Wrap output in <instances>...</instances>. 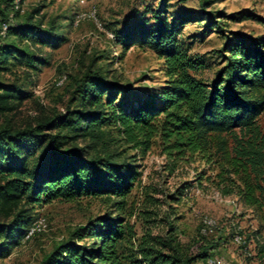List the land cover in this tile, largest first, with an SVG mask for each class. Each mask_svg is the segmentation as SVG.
Masks as SVG:
<instances>
[{
	"label": "trees",
	"instance_id": "1",
	"mask_svg": "<svg viewBox=\"0 0 264 264\" xmlns=\"http://www.w3.org/2000/svg\"><path fill=\"white\" fill-rule=\"evenodd\" d=\"M12 2L0 0V64L12 59L34 67L38 59L17 40L56 46L62 38L53 25L43 27L32 13L6 23ZM18 12L13 11L15 19ZM150 13V18L125 22L117 38L123 50L139 44L163 59L166 85L157 92L158 102L128 103L124 96L117 101L124 87L91 63L74 78L63 111L43 113L21 127L7 119L0 122V258L24 237L36 206L104 198L124 213L141 176L136 161L155 143L172 167L197 154L210 163L216 154L222 194L236 195L253 210L264 207V132L257 123L264 114V37L225 34L218 50L223 64L207 81L197 77L200 63L178 43L184 21L177 25L169 20L164 0ZM237 16L263 21L249 11L229 18ZM214 24L210 19L206 27ZM26 97L18 86L0 84V116L13 112ZM181 191L169 197L178 201ZM144 197L156 208L158 199ZM141 212L146 225L158 214L156 209ZM112 213L75 228L40 264H193L208 257L214 246L195 240L196 250L184 249L168 215L162 219V231L152 233L147 227L138 236L124 215ZM253 234L257 238L259 231ZM255 245L257 258L264 260V243L256 239Z\"/></svg>",
	"mask_w": 264,
	"mask_h": 264
},
{
	"label": "rangeland",
	"instance_id": "2",
	"mask_svg": "<svg viewBox=\"0 0 264 264\" xmlns=\"http://www.w3.org/2000/svg\"><path fill=\"white\" fill-rule=\"evenodd\" d=\"M162 1L13 0L14 9L9 7L6 23H16L32 13L43 27L53 25L62 39L56 46L17 40V45L31 51L38 63L30 67L9 59L8 64H0V84L16 85L27 95L13 112L0 116V122L7 119L14 127H21L33 124L43 113L63 111L74 78L91 63L100 67L109 81L124 87L117 101L124 96L128 103L158 102L157 92L166 85L163 59L139 44L123 50L117 35L124 30L125 22L138 17L150 18V11L158 8ZM206 1L209 0H164V3L170 21L174 19L177 25L184 21L178 43L187 55L200 63L201 67L196 68L197 77L210 81L223 64L218 50L222 48L225 34L233 31L253 38L264 37V0H212L203 6ZM16 9L19 17L15 19L13 11ZM243 11L252 12L263 21L241 16L236 20L229 18ZM181 15L183 17L177 19ZM210 19L215 23L211 29L206 27ZM152 22L149 20V24ZM3 45L0 42V46ZM257 123L263 133L264 114ZM208 162L197 154L172 167L155 143L136 161L141 176L128 196L124 213L116 210L112 199L104 198L53 200L36 206L35 219L29 227L36 231L28 236V229L9 255L0 258V264H40L75 228L108 212L124 215L138 236L147 227L152 233L162 231L165 224L162 219L168 215L166 219L174 221L176 235L184 249L196 250L195 240L213 243L208 257L193 264H209L211 260H220L222 264H264V260L256 256L255 245L256 239L264 243V207L253 210L242 204L236 195H223L219 188L222 182L217 176L220 160L214 154L212 162ZM178 188L182 195L177 194L180 199L176 201L169 195ZM145 194L158 199L156 208L144 202ZM145 209L158 212L153 216L156 220L148 225L141 217V210ZM257 230L259 234L255 238L253 232Z\"/></svg>",
	"mask_w": 264,
	"mask_h": 264
},
{
	"label": "built area",
	"instance_id": "3",
	"mask_svg": "<svg viewBox=\"0 0 264 264\" xmlns=\"http://www.w3.org/2000/svg\"><path fill=\"white\" fill-rule=\"evenodd\" d=\"M35 231L36 229H34L33 227L30 228L28 232V236L32 235ZM236 239L239 240V237H237ZM209 264H222V263L220 260H211Z\"/></svg>",
	"mask_w": 264,
	"mask_h": 264
}]
</instances>
